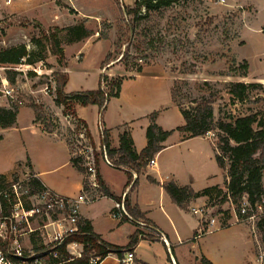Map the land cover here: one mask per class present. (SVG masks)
<instances>
[{"label": "rangeland", "instance_id": "obj_1", "mask_svg": "<svg viewBox=\"0 0 264 264\" xmlns=\"http://www.w3.org/2000/svg\"><path fill=\"white\" fill-rule=\"evenodd\" d=\"M3 1L0 0V49L23 44L34 53L33 59L38 57V53L44 56L43 60L34 61L37 65L41 66L42 62V69H51V72L40 76L35 72L34 75L30 74L29 70L27 73L18 71L15 81L17 100L10 103L4 101L3 105L12 107L20 103L21 107H28L24 111L31 112L30 107L35 106L50 129H57L67 137L75 152L78 149V122L68 123L63 106L55 103L53 73H65L67 70L47 44H35L34 38L42 37V29H61L57 32L66 50L65 55L73 68L77 69L72 75L85 79L84 86L96 88L100 76L96 67H101L102 61L110 56L109 64L101 70L109 77H125L122 85L124 83V99L128 105L137 100L145 108L142 99L149 103L166 104L167 101L170 104L171 87V92H176L177 102L185 108L194 104V100L214 97L215 120L264 112V0H226L225 4L218 0H177L169 6L150 10L141 8L137 16L126 12V8L133 6L136 0H40L38 4L25 7L17 6L29 1L17 0L10 5H5ZM76 23H84L90 34L69 43L65 29ZM244 61L248 63L246 69L243 67ZM139 67L142 72H166L170 79L149 73L137 78L129 77L135 75ZM9 68L0 65V74L5 75ZM244 72L247 73L246 77L242 76ZM237 80L260 83L262 86L249 89L244 101H234L227 85L229 81ZM46 85H51L47 93L43 91ZM115 98L110 97L100 114L103 126L104 115L115 107ZM57 107L62 108L60 115L56 114ZM168 119L169 126L184 121L180 109L176 107L168 110ZM214 133H209L213 141ZM14 155L25 158L26 150L19 147L13 151ZM202 169L204 172L211 171L212 175L207 181L199 179L197 188L223 184L222 171L215 161L201 162L195 172ZM20 177L24 179L19 173L11 181L20 180ZM221 196H213L209 201L211 215L208 218L213 217L220 224H228L230 217L236 214L235 205L231 201L221 204ZM26 203L32 205L37 200L26 199ZM263 215L253 221H243L252 243L255 242L256 257L263 250L259 246L256 228L257 221ZM43 219L39 217L34 225L45 222L46 219ZM201 227L205 229L206 226L202 224ZM44 233V230L33 232L29 239H25V245H46ZM48 262L52 263L50 260Z\"/></svg>", "mask_w": 264, "mask_h": 264}, {"label": "crops", "instance_id": "obj_2", "mask_svg": "<svg viewBox=\"0 0 264 264\" xmlns=\"http://www.w3.org/2000/svg\"><path fill=\"white\" fill-rule=\"evenodd\" d=\"M39 2L40 0H29L28 3L24 2L17 7ZM78 49L81 50V48ZM75 68L68 57L66 70L69 78L65 91L69 93L95 89V86H84L85 79L74 78L72 73L77 70ZM96 72L100 75L102 72L100 66L96 67ZM148 73L170 79L166 72L141 71L130 76L137 78ZM97 83L99 84V80ZM124 96L123 83L119 97L114 99L115 107L104 115L105 127L100 120V109L95 104L76 105L74 116L86 123L92 136L95 155H98V162L95 163L97 172L116 196H122L125 189L130 186L127 184L128 174L126 170L115 167L108 159L103 146L102 129H108L110 146L113 148L119 146L120 133L125 129L128 130L136 152H140L148 143L146 129L150 124L149 115L153 111H158L156 123L161 128L173 130L163 142L164 147L150 160L145 172L139 175L137 186L132 189L130 187L126 195L131 205H138L150 224L114 217L112 211L116 200L102 194L99 189H92L88 182L85 185L84 180H88L89 173L87 171L83 173L73 165L71 159L77 154L69 140L57 129L45 131L44 125L36 121L33 107H30L32 112L24 111L28 107H21L13 126L0 127V173L6 175L10 182L13 176L19 173L24 179L36 177L46 189L66 197L77 198L83 195L87 199L99 195L91 202H80L79 211L82 219H88L94 231L103 240L124 246L128 243L130 235L137 229L143 231L138 244L133 249V261L129 264H142V262L194 264L195 260L201 256L207 257L213 264H252L256 258L255 242L252 243L250 233L243 225L244 222L236 220V214L230 217V223L222 224L223 226L217 229L207 230L208 215H211L208 196L203 195L192 199L186 208H182L172 200L162 186L169 181H173L180 187L190 186L195 191L214 186L197 188L196 183L199 179L209 180L212 172H204L203 169L198 173L195 172L201 162L205 163L209 160L217 164L212 136L207 134L187 137V133L176 129L184 123L183 120L179 122L180 124L169 126L168 110L175 107L179 110L172 96L170 104L167 101L166 104H156L152 101L149 103L146 99H142L145 108L141 107L137 100L128 105ZM61 110L62 108L57 107L56 114L60 115ZM175 118L178 120V117ZM66 119H68L67 116ZM19 147L26 150L25 158L13 156V151L18 150ZM219 169L224 179L223 184L216 185L225 189V172L220 167ZM148 176L156 179L158 183L149 181ZM194 209L199 211L195 212ZM201 209L203 213L200 212ZM189 213L199 215H189ZM200 221H202L201 224ZM216 221L218 222L217 219ZM202 224L206 226L205 229L201 227ZM208 227L212 228V226ZM125 256L126 253L123 257ZM96 264H123V262L116 253H109Z\"/></svg>", "mask_w": 264, "mask_h": 264}, {"label": "trees", "instance_id": "obj_3", "mask_svg": "<svg viewBox=\"0 0 264 264\" xmlns=\"http://www.w3.org/2000/svg\"><path fill=\"white\" fill-rule=\"evenodd\" d=\"M176 1L177 0H136L133 6L126 8V12L137 16L141 8L145 10L160 8L169 6ZM58 30L61 29L59 27H56V30L42 29V37L34 38V40L37 46H44L47 44L49 50L57 57L59 63L63 67H66L68 59L58 35ZM65 30H67V42L69 43L79 41L90 34L84 23L69 25ZM33 56L34 53L29 51L23 44L0 49V63L6 66L18 65L23 62V59H25L26 63H35L34 61L44 59L41 53H38L36 59H33ZM109 57L110 56L106 57L102 61L101 68L109 64ZM243 67L244 69L248 67L246 61L243 62ZM135 71L141 72L142 68L139 67ZM30 74L34 75L33 72ZM6 75L11 83H15L17 71L7 69ZM53 76L55 77L54 80L56 83L55 103L59 106H63L66 114H73V116L75 115L76 105L87 106L95 104L99 107L100 112H102L110 97L119 96L122 81L125 78L119 76L109 77L107 73L101 72L97 88L67 93L65 91V86L69 78L68 73L55 71ZM242 76L246 77L247 73L244 72ZM227 86L228 92L234 101H244L249 89L262 85L260 83H247L237 80L229 81ZM171 94L173 102L179 107L184 118V123L176 129L187 133V137L205 136L212 131L215 132V140L213 141L216 150L215 158L218 166L225 172L226 176L225 189L218 185H214L206 187L201 191H195L190 186L180 187L173 181L163 183V188L170 195L172 200L182 208H186L192 199L199 196L206 195L209 197L210 201L213 199V196L222 195L221 204L231 200L235 205V212L240 219L258 211L257 204L259 203H262L264 209V112H251L241 116H231L228 119L219 118L215 120L213 107L215 101L214 97L194 100V104L185 108L182 104L177 102L176 92L174 90ZM20 107V103H15L12 107L0 106V127L7 128L13 126L16 122ZM32 107L35 111L36 121H40L44 125V128L50 131L51 129L42 113H40L35 106ZM157 115L158 111H153L149 115L150 124L146 129L148 143L140 152H136L128 130L125 129L120 133L119 146L113 148L110 146L108 129H102L103 146L106 149L108 159L115 167L126 170L128 174L127 184L131 186V189L137 186L139 175L145 172L150 160L164 147L163 142L173 132V130H164L156 123ZM77 122L78 126L82 124L86 127V135L91 143H93L92 136L86 123L78 118ZM95 156L96 162H98V155ZM71 161L81 172L85 173V171H87L82 163L81 156L76 155L72 157ZM134 174H136L137 177H134ZM147 178L153 183H158L157 180L151 176ZM97 179L99 190L102 194L116 201H123L126 210L134 220L143 219L146 223L150 224V221L144 217L138 205L133 206L130 204L127 197L123 198L122 196H116L110 191L99 172H97ZM84 182L85 185L88 184V180H84ZM27 184L30 188V193L46 189L40 180L33 176L28 179ZM10 185L11 182L7 179L6 175L0 173V192L5 191V193H7V196L4 194L0 195L1 215H8L11 211V204L9 202L11 198ZM244 196L248 198L251 204V208L247 215H243L240 212L241 202ZM218 211L222 212V209ZM256 228L259 234V243L264 250V215L257 221ZM142 234L143 231L137 229L130 235L126 245H116L103 240L101 236L94 231L90 221L88 219H82L80 216L79 230L65 237L58 252L61 254V260L67 259V261L62 264H91V257H98V261H100L109 253H116L123 258L126 252L133 251ZM70 242L82 244L81 256L72 257L67 253L66 244ZM43 248H46V245L34 247L36 250H41ZM69 258L70 260H68ZM60 259L53 258L52 263H57ZM142 264L148 263L142 262ZM194 264L213 263L207 257L201 256L195 260Z\"/></svg>", "mask_w": 264, "mask_h": 264}, {"label": "built area", "instance_id": "obj_4", "mask_svg": "<svg viewBox=\"0 0 264 264\" xmlns=\"http://www.w3.org/2000/svg\"><path fill=\"white\" fill-rule=\"evenodd\" d=\"M17 0H4L5 5H10L15 3ZM29 1V0H21ZM71 1V0H70ZM219 2L225 4L226 0H218ZM41 62V66H42ZM3 67H7L4 64H1ZM40 65L35 63H25L23 62L17 65L8 66L9 69L19 71V72H35L39 76L44 73L51 72V69H42ZM45 67V66H44ZM18 72V73H19ZM53 77L50 79L52 82ZM51 86V85H50ZM49 85L43 89L47 93L49 90ZM16 84L11 83L7 78V75L0 74V106L3 105V102L6 101L10 103L12 100L16 102L17 98L16 93ZM67 120L75 123L77 119L72 114H67ZM74 120V121H73ZM79 133L77 137V146L78 149L75 152L78 156L82 157V163L86 167L88 176V184L92 189H99V183L97 179V169H96V156H95V147L91 143L90 139L86 135V127L80 124ZM136 177V174H134ZM28 177L25 179H20L17 181H11L10 193L11 198L9 200L11 204V211L8 215H1L0 213V264H49L53 258H61L58 250L60 245L64 242V239L67 235L75 233L79 230V221H80V211L79 203L82 201L91 202L99 197V195L92 198H85L83 195H80L77 198L66 197L60 194H57L49 189H43L39 192L30 193V188L27 184ZM264 184V177H263ZM128 186L123 198L126 197L130 191ZM4 194L7 196V193L0 192V195ZM36 199L37 203L29 205L26 203V199ZM231 201V200H230ZM251 208L250 201L246 196L243 197L241 202V214L247 215L248 211ZM256 212L248 215L242 219L236 217L237 221H253L257 216L264 213L262 203L257 204ZM195 212L199 211L194 209ZM203 212V209L200 210ZM112 215L120 220L126 219L134 221L133 217L126 210L123 201H116ZM237 215V214H236ZM43 217L46 219L45 222L34 225L36 219ZM143 224L142 220H137ZM146 223V222H145ZM218 223V224H217ZM226 225V224H223ZM216 221L215 218H208L207 230L217 229L223 226ZM208 226H212L209 228ZM44 230L46 237V248L41 250H36L34 247H27L25 245V239L36 231ZM52 245V246H49ZM259 246L261 247L260 243ZM78 248H82V244L77 242H70L66 244V251L68 254H74L70 256L79 257L81 256V251ZM70 252V253H69ZM133 251L126 252V256L122 258L123 264H129L133 261ZM98 257H91L90 263L96 264ZM70 260V258L68 259ZM67 261V259L59 260L57 263L51 264H62ZM255 264H264V250L261 249L260 253L256 257Z\"/></svg>", "mask_w": 264, "mask_h": 264}]
</instances>
